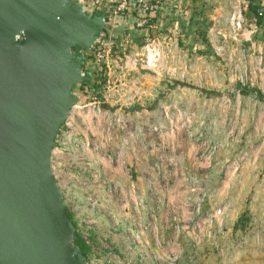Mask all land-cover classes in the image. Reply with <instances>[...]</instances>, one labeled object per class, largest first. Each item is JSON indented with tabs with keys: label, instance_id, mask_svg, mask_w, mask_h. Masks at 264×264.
Here are the masks:
<instances>
[{
	"label": "rangeland",
	"instance_id": "obj_1",
	"mask_svg": "<svg viewBox=\"0 0 264 264\" xmlns=\"http://www.w3.org/2000/svg\"><path fill=\"white\" fill-rule=\"evenodd\" d=\"M183 7L186 8L188 16L175 18V30H177L175 36L178 46L187 44L188 32H193L192 35L199 39L198 43L203 45L206 43L204 34L214 19V8L203 5L198 0H184ZM177 18H183L184 25L187 27L185 31ZM260 22L259 33L255 39L264 44V20ZM145 35L150 37L152 34ZM116 36L119 37V35ZM202 48L201 51H196V55L200 57H193L196 62L192 70L188 71V80H190L188 86L185 84L186 87L177 85L169 87L166 83H159L153 90L148 91L141 79V83L136 84L135 89L128 91L131 97L126 100L120 98L118 99L120 102L103 107L110 113H107L104 118L97 117L93 113L92 107L95 102L92 94L93 86L91 92L88 90L85 96H82L84 89L80 86L72 88L73 94L77 99H82V102L71 111L67 125H63L56 135L51 154V168L65 200L67 218L74 227V244L83 245L85 252L83 259L87 263L90 264L93 258L91 244L93 241L96 242L94 237L101 239L107 237V242L115 247L113 259L117 264L121 261V237L118 234L111 235L110 222L113 219H119L121 215L124 186L118 180L110 181L104 174L97 180L93 179L90 169H87L83 162L94 158L97 166H100L108 161L118 171L122 173L128 171V175L132 176V181L135 182V170H139L135 159L140 163L148 162V166H152L150 157H156L153 164L161 175L158 179L159 185L169 186L171 189L169 194L176 195L175 203L169 205L174 208L176 226L180 231L175 245L177 264H219L222 258L220 254L228 260L222 264H261L258 260L259 253H255L254 257L248 254L252 250H255L254 252L258 250L255 246L253 247L248 233L250 229L248 226L255 225L254 222L259 219L255 205L247 209L249 212H241L243 214L239 216L241 225L244 226L241 227V236L244 240L238 242L240 254L237 251V244L235 246L232 244L233 241L231 242L235 238L228 236L227 241L223 243L216 229L209 238L203 237L204 231L203 235L195 231V234L191 235L192 238L186 236L192 228L191 221H198L206 214L212 213L211 210L225 203L232 206V199L243 183V177L239 172L242 162L251 159L253 155H264L260 154L263 153L259 149L260 144L258 146L256 144L264 138L260 130L262 127H258L259 130L255 132V135H252L251 129L248 131L243 127L247 124V109L255 106L257 111L262 112L264 99L255 101L249 98L243 101L242 97L238 99L233 97V89H237V84L234 81L228 82L226 79V71L229 69L220 59L211 60L210 55L206 57ZM241 48L243 47H239ZM199 58L201 59L198 60ZM238 59L243 62L247 58L246 55L239 54ZM206 64H209V67L205 68ZM202 70H205L202 75L207 83L204 84L202 81L200 86L198 71ZM147 75L152 77V74ZM142 76L144 72L138 75V77ZM200 89L206 90L207 93H220L221 97L212 98L199 94ZM100 94L104 95L103 91ZM160 96L162 98H159ZM89 103H91V111L86 107ZM163 107L169 108L170 112L174 110L175 128L172 131L165 129L161 134L149 135L142 141L138 139L133 129L135 124L145 121L147 117L145 110L158 109L154 123L166 125L167 122L160 119V109ZM140 113L143 115H138ZM254 123H256L255 126L262 125L263 118L256 116ZM245 136H249L251 142L255 141L253 145L256 147L247 148L249 143L241 141ZM84 140L87 144L82 148L76 147L78 142ZM119 152H122V158L116 157ZM98 171L103 173L102 170ZM186 171L197 177L199 190L191 194L186 192L189 188V180L186 181L181 177V173ZM120 174L117 172V177ZM241 174H243L242 170ZM163 175L170 176L163 179ZM233 176L234 180L230 181L229 178ZM259 183L261 180L257 181V184ZM168 195H166L167 198ZM255 198L256 202L264 201L263 195ZM198 203L201 205L199 213L193 212L192 207ZM92 220L95 221V226L88 227L87 223ZM186 224L188 228L184 229ZM259 238V244H264L262 234H259ZM190 239L202 240V243L196 248ZM262 246L258 248L261 249ZM94 247L98 252L96 259L104 264V254L99 249V245Z\"/></svg>",
	"mask_w": 264,
	"mask_h": 264
},
{
	"label": "built area",
	"instance_id": "obj_2",
	"mask_svg": "<svg viewBox=\"0 0 264 264\" xmlns=\"http://www.w3.org/2000/svg\"><path fill=\"white\" fill-rule=\"evenodd\" d=\"M76 1L80 2L82 6L92 5L95 9L93 15H98L103 21V30L99 37L81 52V75H87L90 78L88 90L91 92V87L94 88L92 92L95 101L92 107L94 115L104 118L107 113L110 114L104 108L120 102L118 100L120 98L126 100L131 97L132 95L129 96L128 91L135 89V85L141 83V78L138 77L141 72H144V76L148 73L152 74L156 86L159 83H166L169 87L188 84L190 81L188 80V71L192 70L196 62L193 57H200L196 55L197 50L192 48L188 51L179 47L175 29H164L161 33L152 34L150 37L145 35V33H149L148 28L152 25L153 17L159 12L168 11L173 17H185L187 11L183 7L184 0ZM198 1L214 8V19L204 34L206 36L205 56L210 55L209 59L211 60L220 59L224 62L223 65L229 69L226 71V79L228 82L234 81L237 84V89H233V97L238 99L242 95L252 94L254 97L264 99V44L255 39L260 27L256 20L250 19L248 16L250 1ZM256 15L257 18L264 20V0L258 1ZM127 17L126 21L131 22L132 30L138 33L144 32L139 44H136L130 37L129 30L123 28L118 31L119 21L121 19L124 21ZM116 35H120L119 43L116 41ZM239 47L243 48L239 49ZM239 54L246 55V61L241 62L238 59ZM204 67H209V64ZM204 73L205 70L198 71L200 86L202 81L204 84L207 83L202 75ZM101 91L104 93L102 96ZM205 91L200 89L199 94L205 95L203 93ZM133 97L135 96L133 95ZM218 97H221V94ZM86 107L91 111V103ZM174 115V110L170 112L169 108L163 107L160 109V119L165 120L166 125L154 123L147 115L145 121L135 124L133 130L141 141L149 135L161 134L165 129L172 131L175 128ZM67 119L64 125H67ZM187 122L189 123V119ZM85 144H87L85 140L80 141L76 147L82 148ZM121 153L116 154V157L122 158ZM135 161L138 162L137 159ZM83 164L87 169H90L93 179L97 180L100 177V174L95 170L97 162L94 158L83 162ZM154 164L147 166L145 171L135 170L136 175H141L146 184L144 193L136 182L132 181V176L128 175L129 186L122 190L124 199L120 207L121 215L119 219H113L110 222L111 235L118 234L122 241L120 249L122 257L118 264H177L175 245L180 231L176 226L174 208L169 205V200L166 197L171 189L169 186L159 185L158 179L161 175ZM163 176V179H167L170 175ZM181 177L190 182L189 188L186 190L187 194L199 190L195 175L186 171L181 173ZM200 208L199 203L192 207L193 212L196 213H199ZM230 208L231 204L225 203L211 210L212 213L206 214L198 221H191L192 228L186 236L192 238L191 235H194L195 231L203 235L204 231L203 237L209 238L216 229L218 235L223 237L226 211ZM167 209H169L168 212H166ZM162 211H165L164 213L167 215L163 221L159 219ZM87 224L88 227H94L95 221H89ZM185 226L184 229H187V224ZM94 238L96 242L93 241L91 244L93 258H91L90 264H102L96 259L98 252L94 245H99V249L104 254V264H117L113 259L115 247L107 242V237ZM192 242L198 248L202 240H193ZM259 242V235L256 234L255 243L259 244ZM220 256L223 257L221 254ZM84 264L89 263L84 259Z\"/></svg>",
	"mask_w": 264,
	"mask_h": 264
},
{
	"label": "water",
	"instance_id": "obj_3",
	"mask_svg": "<svg viewBox=\"0 0 264 264\" xmlns=\"http://www.w3.org/2000/svg\"><path fill=\"white\" fill-rule=\"evenodd\" d=\"M102 30L76 0H0V264H84L51 154Z\"/></svg>",
	"mask_w": 264,
	"mask_h": 264
},
{
	"label": "crops",
	"instance_id": "obj_4",
	"mask_svg": "<svg viewBox=\"0 0 264 264\" xmlns=\"http://www.w3.org/2000/svg\"><path fill=\"white\" fill-rule=\"evenodd\" d=\"M186 14L188 16V13H186ZM175 18L176 17H173L168 11H165L162 13L159 12L158 15L153 17L152 25L148 28V32L153 34V35H157V34L161 33V31L164 29L165 30L175 29L176 28ZM127 19H128V17L126 19H124V21L122 19L119 21L118 31H121L123 28L127 29V31L129 30L128 33H129V35H131L130 37H132L134 39L136 44H139L141 39H142V35L144 32L138 33L136 31L132 30L131 29V27H132L131 22L129 20L126 21ZM129 19H130V17H129ZM177 19L179 20L178 22L181 21V25L184 26L183 30L185 31V29H187V27L184 25V21L182 20L183 18H181V19L177 18ZM184 20L186 21L187 19H184ZM187 25H188V22H187ZM175 31H177V30H175ZM192 33L193 32H190V33L188 32V35H187L188 42H187V38H186L187 44L182 45V48L185 50H188V51H190L192 48H193V50L196 49V50L201 51L202 46H203L202 49H204L206 46H205V44L202 45L201 43H198L199 39L196 36H193ZM115 38H116V40L118 39L117 41L119 43L121 39L118 36H116ZM140 78L142 79L143 84L147 87L148 91L149 90L151 91V90H153V88L156 87L155 86L156 82L153 81L154 79L152 77H149L148 75H146V76H142ZM149 84H150V86H149ZM180 87H186V86L184 85V86H180ZM148 91H147V93H148ZM173 94H174V92H173ZM205 96H211V95L207 94V92H206ZM211 97L216 98L218 96H211ZM159 98H162V96H160ZM249 98H252L255 101L257 99L263 100V98L254 97V96H252V94L242 95L243 101L245 99H249ZM154 104H156V103H154ZM254 105H256V103H254ZM254 107L255 106L247 109L248 110L247 111V121H246L247 124L243 125V127H245V129H248V131L251 129V131L253 133L252 135H255V132H257V130H259L258 127L261 126L262 129H260V130L264 134V107H263L262 112L257 111ZM144 113L149 115V117H151V120H153V122H155L154 120H155L156 115H158V109L155 108V109H149L148 111L145 110ZM138 115H143V113H140ZM256 116H259V118H261V117L263 118V124L262 125L255 126L256 123H254V121H255ZM252 128H254V129L252 130ZM243 140L245 142L249 143V145L246 146L247 148L256 147L255 145H253L255 141L251 142L249 136L243 137V139L241 141L243 142ZM260 141L261 140L257 141L256 144H257V146H258V144H260L259 149L263 152L260 154H264V138L261 142ZM263 156L262 155H258V156L253 155V157L251 159H247L244 162H242L243 165L241 167L238 166L240 175H242V177H243V183L240 186V190L238 192H236V196L232 199L231 208L229 210H227L226 218L224 221V229H226V233H224L223 237H221L223 239V240H221V241H223V243H224V241H227L228 236L234 237L235 240L233 239V240H231V242L233 241L232 242L233 245L237 244V246H238L237 251H239V254H240L241 251H240V245H238V242L244 240V238L241 236L242 235L241 234V227H244V226L241 225V219H239V216H241L245 212H249L247 209L251 205L252 206L255 205V208H257L256 211H258L259 219H258V221L254 222L255 225H253L251 227L248 226L250 228L248 233L251 236L250 239H251L253 247L255 246V248H257L258 250L256 252H254L255 250H252L248 254L250 255V257H254V256H256L255 253L256 254L259 253L258 258L259 257L260 258L258 260L261 262V264H264V244L263 243L255 244L254 243V236L256 234H258V235L262 234V236L264 237V201L262 202L261 200H258V202H256V198H255L256 196H261V195L264 196V158H263ZM150 158H151L150 164L152 165L155 162L156 157H150ZM127 163H129V161H127ZM139 163H140L139 161H138V163L137 162L135 163L136 165H139L138 166L139 171H145L146 170L145 168L149 165L148 162L147 163L144 162V163H140V164ZM142 165H144V166H142ZM97 168L100 171L102 170L103 173L99 172L97 170ZM95 170L100 174V177L104 174L110 181L118 180L119 182L122 183L124 188H126V189L128 188V186H129L128 173L129 172L127 170H126L127 171L126 173H122L121 171H118L117 168L112 167L108 161L103 162V165L102 164L100 166L96 165ZM241 170H242L243 174H241ZM117 172L121 173L118 177L116 175ZM240 175H239V177H240ZM134 177H135V179L134 178L133 179L135 180L136 184L141 189V191L143 193L146 192V184H145L144 180L141 178V175H136V173H135ZM233 178H234V176L229 178L230 181H231V179L234 180ZM238 178H237V180H238V182H240ZM259 180H261V183L257 184V181H259ZM226 186L228 187V182H226ZM168 199H169V204L172 205V203L174 204L176 201V195H174V194L170 195L169 194ZM168 211H169V209H167V212ZM241 212H243V213H241ZM166 217H167V215H165L163 213V211L160 212L159 219L161 221H163L164 218H166ZM255 228H257L258 230L256 229L254 232ZM236 238H238L237 239L238 241L236 240ZM261 242H262V240H261ZM262 244H263V246H262ZM260 245L262 246L261 249L258 248V247H260ZM121 248H122V241H121ZM239 257H240V255H239ZM255 260H257V259H255ZM227 261L228 260H226L225 257H222L221 262L219 264H222V262L225 263Z\"/></svg>",
	"mask_w": 264,
	"mask_h": 264
},
{
	"label": "trees",
	"instance_id": "obj_5",
	"mask_svg": "<svg viewBox=\"0 0 264 264\" xmlns=\"http://www.w3.org/2000/svg\"><path fill=\"white\" fill-rule=\"evenodd\" d=\"M250 1V8H249V12H248V16L250 19H254L257 21L258 24H260L262 21V19L260 18H257V15H256V10L258 8V1L259 0H249ZM83 10L85 11L86 14H89V15H92L95 13V9L92 5H87V6H83ZM206 45V43H204ZM80 87L82 89H84L83 93H82V96H84V94H87L88 92V87L86 84H80ZM206 94V92H204ZM207 94L211 95V96H219L220 94L219 93H214V92H208ZM82 102V99L80 100V98L78 99V104ZM76 243V242H75ZM79 248H80V251L82 253V255L85 257V252H84V249H83V245L79 244V243H76Z\"/></svg>",
	"mask_w": 264,
	"mask_h": 264
}]
</instances>
